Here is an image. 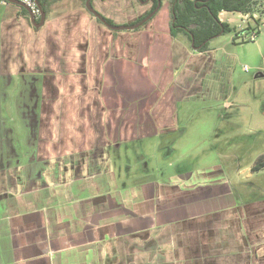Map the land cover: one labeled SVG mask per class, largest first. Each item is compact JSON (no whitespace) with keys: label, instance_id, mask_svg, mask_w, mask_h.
I'll return each instance as SVG.
<instances>
[{"label":"crops","instance_id":"1","mask_svg":"<svg viewBox=\"0 0 264 264\" xmlns=\"http://www.w3.org/2000/svg\"><path fill=\"white\" fill-rule=\"evenodd\" d=\"M90 1L115 25L152 4ZM163 1L141 30L115 34L81 0L52 3L39 28L0 4V264H264V196L255 198L253 181L242 200L228 180L202 183L190 172L172 185L115 180L109 150L175 133L176 102L200 86L182 94L164 74L211 61L209 48L170 36ZM24 91L25 102L15 100Z\"/></svg>","mask_w":264,"mask_h":264},{"label":"rangeland","instance_id":"2","mask_svg":"<svg viewBox=\"0 0 264 264\" xmlns=\"http://www.w3.org/2000/svg\"><path fill=\"white\" fill-rule=\"evenodd\" d=\"M6 9L14 11L17 19L23 16L20 8L7 5ZM221 19L228 21L239 35L234 41L233 34L212 39L208 46L211 61L205 68L201 58H193L185 65L179 64L185 70L177 78L171 74L167 77L162 71L164 80L180 86L182 94L184 85L200 81L191 95L176 102L175 133L133 140L109 150L120 188L123 184L157 180L162 185H172L178 173L190 172L202 183L228 180L243 195L242 200L247 197V182L253 181L260 188H256L259 193H255V198L264 196V168L252 178L244 172L264 154V0L256 1L251 13H226ZM253 31L257 37L249 41ZM191 65L198 71L197 75L194 72L193 81L188 78L190 74L186 75ZM164 80L151 83L159 86ZM152 112H156L154 108ZM183 178L178 185L186 184V176Z\"/></svg>","mask_w":264,"mask_h":264},{"label":"trees","instance_id":"3","mask_svg":"<svg viewBox=\"0 0 264 264\" xmlns=\"http://www.w3.org/2000/svg\"><path fill=\"white\" fill-rule=\"evenodd\" d=\"M38 6L45 14V18L49 13L52 3L57 0H36ZM145 1V0H139ZM151 8L145 15L147 16L154 11L160 3L162 6L163 0H150ZM169 5V34L171 37H176L178 34L183 35L191 50L199 53L208 51L209 42L217 36L224 34H233L232 41L237 38L235 28L230 26L227 22L219 20L218 16L221 12H232L248 14L253 11L256 0H165ZM85 0H81L82 7L85 9ZM90 4L91 1H90ZM10 5V4H8ZM23 17L28 22V13L20 8ZM98 13V12H97ZM93 17L92 14L88 13ZM99 14V13H98ZM157 13H155L156 15ZM100 17L105 23L115 25L111 20L105 18L101 14ZM153 15L151 19L155 16ZM145 16L137 19L134 22L123 26H131L141 21ZM151 19L144 23L141 27L134 29L131 32L141 30ZM39 21L38 18L35 19ZM98 24L103 25L98 19L95 18ZM104 26V25H103ZM115 34V31H112ZM264 168V155L256 158L255 163L250 167L251 172H257Z\"/></svg>","mask_w":264,"mask_h":264},{"label":"water","instance_id":"4","mask_svg":"<svg viewBox=\"0 0 264 264\" xmlns=\"http://www.w3.org/2000/svg\"><path fill=\"white\" fill-rule=\"evenodd\" d=\"M0 1H4L7 4L23 8L28 13L29 22L34 28H39L44 24L45 14L39 6H38V8L40 10V14L38 17L39 21L36 22L35 18L31 15L29 9L24 4H22L19 0H0ZM34 1L37 4V1L36 0H34ZM84 5H85V9L90 14H92L93 17L98 19L107 29H110L112 31L134 30V29L141 27L144 23H146L158 11V9L160 7V3L158 2L156 9L154 11H152L150 14H148L147 16H145L141 21H139L138 23L131 25V26H123V25H109V24L105 23L104 20L100 17V15L94 10L92 5L90 4V0H85Z\"/></svg>","mask_w":264,"mask_h":264},{"label":"built area","instance_id":"5","mask_svg":"<svg viewBox=\"0 0 264 264\" xmlns=\"http://www.w3.org/2000/svg\"><path fill=\"white\" fill-rule=\"evenodd\" d=\"M22 4H24L30 11L31 15L36 19L39 17L40 10L38 8V5L35 3L34 0H19ZM0 4L6 5L7 3L4 1H0ZM239 33L237 34L238 37ZM257 37V34L253 31L248 36L249 41H254Z\"/></svg>","mask_w":264,"mask_h":264},{"label":"flooded vegetation","instance_id":"6","mask_svg":"<svg viewBox=\"0 0 264 264\" xmlns=\"http://www.w3.org/2000/svg\"><path fill=\"white\" fill-rule=\"evenodd\" d=\"M1 83H2V77H0V84ZM29 94H31V92H25V91L17 92L15 100H18L19 102H25V100L29 97ZM25 95H26V98L23 97ZM2 97H4V93H2V85H0V106H2ZM21 108H18V109L20 110ZM1 123H2V119L0 120V124ZM0 151H2V128L1 126H0Z\"/></svg>","mask_w":264,"mask_h":264}]
</instances>
